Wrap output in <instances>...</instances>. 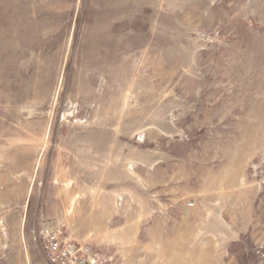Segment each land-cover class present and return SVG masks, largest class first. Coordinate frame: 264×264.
I'll return each instance as SVG.
<instances>
[{"label":"rangeland","instance_id":"obj_1","mask_svg":"<svg viewBox=\"0 0 264 264\" xmlns=\"http://www.w3.org/2000/svg\"><path fill=\"white\" fill-rule=\"evenodd\" d=\"M115 264H264V0H0V264L41 223Z\"/></svg>","mask_w":264,"mask_h":264},{"label":"built area","instance_id":"obj_2","mask_svg":"<svg viewBox=\"0 0 264 264\" xmlns=\"http://www.w3.org/2000/svg\"><path fill=\"white\" fill-rule=\"evenodd\" d=\"M38 240L49 264H115L111 256L69 239L58 223H41Z\"/></svg>","mask_w":264,"mask_h":264}]
</instances>
